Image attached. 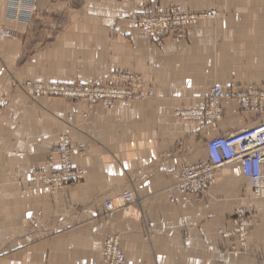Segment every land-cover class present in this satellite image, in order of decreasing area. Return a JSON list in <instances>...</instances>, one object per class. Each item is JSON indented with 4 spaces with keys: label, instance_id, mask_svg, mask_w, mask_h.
I'll list each match as a JSON object with an SVG mask.
<instances>
[{
    "label": "crops",
    "instance_id": "0c3cea01",
    "mask_svg": "<svg viewBox=\"0 0 264 264\" xmlns=\"http://www.w3.org/2000/svg\"><path fill=\"white\" fill-rule=\"evenodd\" d=\"M5 1L1 25L18 34L0 38V84L10 76L88 82L117 70L141 75L154 96L93 109L21 97L0 108V264H104L103 241L113 234L131 264H223L238 242L220 230L232 228L240 207L259 212L247 248L226 254L228 264H264V197H253L238 163L219 171L201 201L177 188L173 201L166 193L178 171L206 159L208 137L264 118L227 99L223 118L208 127L174 115L204 106L216 84H264V0H150L217 12L161 47L132 19L149 0H37L31 25L3 19ZM67 120L84 179L60 190L33 185L29 172L46 167ZM125 191L135 195L130 214L120 209L106 223L104 202L121 206Z\"/></svg>",
    "mask_w": 264,
    "mask_h": 264
},
{
    "label": "built area",
    "instance_id": "2783aa9c",
    "mask_svg": "<svg viewBox=\"0 0 264 264\" xmlns=\"http://www.w3.org/2000/svg\"><path fill=\"white\" fill-rule=\"evenodd\" d=\"M25 7L21 10L22 15L18 19H26L37 10L35 0H26ZM18 11H16L17 13ZM16 14H13L15 16ZM217 16L215 9L204 12H192L184 9L181 5L156 6L145 3L138 11L136 24L157 46L161 47L164 41L171 39L179 42L184 39L189 29L197 25L203 19ZM7 30V29H6ZM8 31V30H7ZM11 31V30H10ZM136 77V76H135ZM108 91L107 106L114 107L115 95L123 101H143L154 96L150 89L141 84L131 87H120V90ZM225 99L234 100L243 110L256 111L264 114V84H250L241 91L225 89L221 85H214L208 95L206 104L202 107L193 108L183 112L184 119H196V122L210 123L219 121L223 117L222 101ZM207 157L204 160L184 166L175 174L176 182L174 187L167 190L170 200L175 199L174 188L201 201L204 197L211 196V191L216 183L219 171L231 164L238 163L247 181V186L254 197L264 196V118L249 127H243L236 131L208 137L206 140ZM67 163H64L66 165ZM53 171V170H52ZM57 174L45 176L44 181L54 186L62 185L63 182L76 181L83 176V170L75 171L69 168L60 169ZM135 202L133 191H125L122 194V205L124 213L130 214V208ZM112 200L104 202L105 213L111 217L117 209ZM257 211L248 212L247 208L240 207L232 220L231 229H221L223 236H236L237 242L223 252V264H228L225 258L230 251L245 250L246 236L254 226ZM105 222L110 221L104 216ZM103 263L104 264H131L126 256L120 237L110 235L103 241Z\"/></svg>",
    "mask_w": 264,
    "mask_h": 264
},
{
    "label": "rangeland",
    "instance_id": "374dc122",
    "mask_svg": "<svg viewBox=\"0 0 264 264\" xmlns=\"http://www.w3.org/2000/svg\"><path fill=\"white\" fill-rule=\"evenodd\" d=\"M213 1L216 2L219 0H213ZM25 2L26 0H6L3 5V13H1V15L3 16V19L4 18L9 19L14 22H19V21L26 22L27 25H31L34 22V20H36L37 17H39L41 12L39 10L38 1L35 0V4L37 6V10L35 11V13L33 15H29L26 19L22 18L19 20L18 19L19 17L17 14H20V15L23 14L21 10L25 7V4H24ZM145 3L153 4V2L150 0L146 1ZM141 6L142 5H140L138 9H140ZM169 6H173V5H169ZM161 7H166V6H161ZM16 11L18 12L16 13ZM13 14H16V15L13 16ZM137 16H138V12H135L132 17L135 24H136ZM0 22H1L0 23V38L16 39L17 34H18L17 31L7 26L1 25L2 21ZM136 26L139 28L137 24ZM187 35L185 38H187ZM138 84H141L143 87H145V83L141 75H138L137 73H133L129 71H117V70H110L103 78L96 79L93 81H88V82H82V81H77V80L76 81H48V82L41 81V80H32V79L18 80L10 76L8 77V81L6 83L0 84V108L8 105L10 102L13 101V99L21 98V97H28L30 100H33V101H35L36 98H50V99H62V100L70 101L73 103H86L88 104V107L90 109H93L92 107L98 104L106 108H114L115 105L114 107L113 106L110 107V106H107L105 103V101H107L108 99L109 89H111L112 87H115L113 90L118 91L120 90V87L133 88L137 86ZM114 97H115L114 100H116L115 104H117L118 102H130V101H123L119 99L118 95H115ZM131 101H137V100H131ZM230 101L237 104V102L234 100H230ZM190 109H193V108L179 109L175 112L174 115L178 119H181L182 121H185V122L197 121L196 119H193V118L191 119L183 118L182 113ZM223 116H224V113H223ZM211 122L204 123L203 125L208 127L211 124ZM74 129L75 127L72 121L67 120L64 122L63 127L58 135L57 147L51 153L46 163L47 164L46 167L33 168L29 172L28 178L30 182H33V185L42 184V185L51 187V189L53 190H56V189L60 190L68 185H73L74 183L80 182L84 179L85 174H86L85 169L82 167L76 166L74 162V151H73V146H72ZM64 163H67V164L64 165ZM63 167L65 169L69 168L70 170H75V171L83 170V176L77 179L76 181L72 180V181L63 182V184L59 186H54L50 182L44 181L45 176H50L51 174H57L58 172L56 171L63 169ZM254 198H261V197H254ZM109 200H112V199H109ZM116 207L119 209L120 206H116ZM245 208H247L248 212L256 213L257 211V215H258V212H259L258 208H255V207H245ZM104 216H106L108 220L111 222L113 215L109 217L106 215L104 211L103 217ZM247 240H248V236H246V245H247ZM232 252L234 251H230V253ZM222 257L224 259L223 253H222Z\"/></svg>",
    "mask_w": 264,
    "mask_h": 264
}]
</instances>
